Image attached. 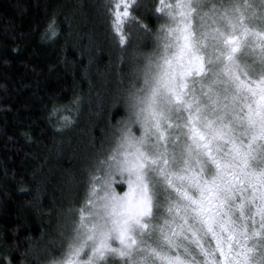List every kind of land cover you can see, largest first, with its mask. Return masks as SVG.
Segmentation results:
<instances>
[{
    "label": "snow or ice",
    "instance_id": "1",
    "mask_svg": "<svg viewBox=\"0 0 264 264\" xmlns=\"http://www.w3.org/2000/svg\"><path fill=\"white\" fill-rule=\"evenodd\" d=\"M142 7L152 11L104 0L128 66L114 100L124 117L99 142L58 247L22 255L264 264V0H156L155 30L134 14Z\"/></svg>",
    "mask_w": 264,
    "mask_h": 264
},
{
    "label": "trees",
    "instance_id": "2",
    "mask_svg": "<svg viewBox=\"0 0 264 264\" xmlns=\"http://www.w3.org/2000/svg\"><path fill=\"white\" fill-rule=\"evenodd\" d=\"M140 2L152 11L134 14L155 30L156 0ZM103 3L0 0V264L58 247L99 142L124 117L114 100L128 66Z\"/></svg>",
    "mask_w": 264,
    "mask_h": 264
},
{
    "label": "rangeland",
    "instance_id": "3",
    "mask_svg": "<svg viewBox=\"0 0 264 264\" xmlns=\"http://www.w3.org/2000/svg\"><path fill=\"white\" fill-rule=\"evenodd\" d=\"M86 182H87V179H85V182L84 184L86 185ZM85 195V194H84ZM85 197V196H84ZM84 200V199H83ZM82 204V203H81ZM81 204L79 205V207L81 206ZM73 216L70 217V220L67 219V221L63 224L62 226V230H66L68 228V226L70 225L71 223V220H72Z\"/></svg>",
    "mask_w": 264,
    "mask_h": 264
}]
</instances>
